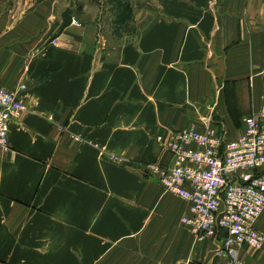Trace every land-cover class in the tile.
<instances>
[{"label": "crops", "instance_id": "obj_1", "mask_svg": "<svg viewBox=\"0 0 264 264\" xmlns=\"http://www.w3.org/2000/svg\"><path fill=\"white\" fill-rule=\"evenodd\" d=\"M66 1L0 15V86L27 87L0 149V264H229L144 166L208 119L234 140L264 106V0H151L119 46Z\"/></svg>", "mask_w": 264, "mask_h": 264}, {"label": "built area", "instance_id": "obj_2", "mask_svg": "<svg viewBox=\"0 0 264 264\" xmlns=\"http://www.w3.org/2000/svg\"><path fill=\"white\" fill-rule=\"evenodd\" d=\"M57 46L56 41L51 42ZM22 84L16 89L0 86V149H8L9 125L26 111ZM201 129L175 132L168 144L170 167L148 164L165 193L189 202L183 222L199 239L213 240L218 252L260 250L264 235L255 222L264 209V106L244 119L242 134L227 141L211 119ZM77 141L81 138L75 137Z\"/></svg>", "mask_w": 264, "mask_h": 264}, {"label": "rangeland", "instance_id": "obj_3", "mask_svg": "<svg viewBox=\"0 0 264 264\" xmlns=\"http://www.w3.org/2000/svg\"><path fill=\"white\" fill-rule=\"evenodd\" d=\"M39 1H41V0H0V15L8 13L11 16H15V9H17L18 13L20 14L24 11H27L29 7L37 4ZM69 1L71 3V8H69V9L74 10L75 12H76V10H78L81 14H84V15L86 14L87 16H89V17L91 16L92 18H94V21H95V23L99 29L101 36L104 39V41H108L109 44H111L113 46L122 45L126 42H130L131 40H133L135 38V35H137L138 31L141 29V26H143V25L139 24V22H138L139 20L137 17H139L141 10L143 8H145L148 4L151 3V0H67L66 3L68 4ZM262 1L263 0H261V2ZM250 8L251 7L247 5L245 7V11L246 12L249 11ZM260 11L264 12V7L258 5L255 7V10L253 12L259 13ZM70 14H71V12L68 11V9H67V12L65 13V16H64V23L68 19H70V17H69ZM61 25L63 26V24H61ZM52 41H56V40L52 39L50 41V45H52L51 44ZM262 73H264L263 69H261V73H260L261 77H262ZM253 115H255V114H253ZM250 116H252V115H250ZM244 119H243V125H244ZM243 129H244V127H243ZM74 136L75 135H71L70 138L73 141H75L76 143L81 144L84 142V139L82 136H80V135L75 136L78 138L80 137L81 141L75 140ZM222 136L224 137L225 140H227L225 135H222ZM227 141H229V140H227ZM111 160L117 161L116 158L111 159ZM161 166L168 168L171 165L170 166L161 165ZM145 174L148 176H152L153 180L161 187L162 191L165 193L160 180L155 175H150L148 171ZM168 194H170V193H168ZM189 207H190V205H189ZM258 219H257V221H258ZM256 222H255V228H256ZM257 231L260 232L258 229H257ZM191 233H192V231H191ZM260 233H262V232H260ZM193 235L195 236L196 241H198V242L203 241L204 239H209V238L199 239V236H197L195 233H193ZM211 242L213 243V240H211ZM263 248H264V246L260 250H254V249L246 247L243 249H237L236 252L244 250V251L248 252L247 256H249V257L254 256V259H256L258 254L263 250ZM236 252L230 254V253H226L224 251H221L220 253H224V254L230 256L229 257L230 258L229 264H244L243 261L238 256L239 252L238 253H236ZM232 254H234V255H232Z\"/></svg>", "mask_w": 264, "mask_h": 264}, {"label": "trees", "instance_id": "obj_4", "mask_svg": "<svg viewBox=\"0 0 264 264\" xmlns=\"http://www.w3.org/2000/svg\"><path fill=\"white\" fill-rule=\"evenodd\" d=\"M67 23H68V21H66L65 23H63V26L62 27H64L65 25H67Z\"/></svg>", "mask_w": 264, "mask_h": 264}]
</instances>
